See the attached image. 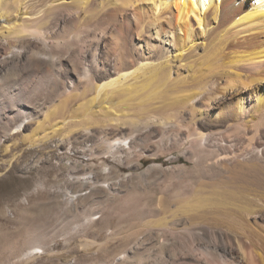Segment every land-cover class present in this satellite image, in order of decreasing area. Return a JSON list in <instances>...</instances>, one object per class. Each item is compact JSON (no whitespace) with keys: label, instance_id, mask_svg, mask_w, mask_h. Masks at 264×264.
<instances>
[{"label":"bare ground","instance_id":"obj_1","mask_svg":"<svg viewBox=\"0 0 264 264\" xmlns=\"http://www.w3.org/2000/svg\"><path fill=\"white\" fill-rule=\"evenodd\" d=\"M89 31L99 37L91 38L92 60L81 72L80 43ZM106 35L117 52L109 63L95 59ZM26 36L46 46L49 40L57 53L78 47L71 71L81 78L66 86L57 75L48 84L47 98L64 95L48 114L55 127L39 142L64 138L67 124L86 132L128 128L133 135L158 125L165 133L184 130L185 141L197 150L192 192L165 187L160 195L149 190L140 199L131 193L127 203L134 221L126 235L113 230L104 239L117 242L113 262L129 261L127 253H136L150 234L177 242L170 260L162 254L164 263L264 264V0H0L2 44L17 52ZM109 76L101 85L92 81ZM76 101L82 102L73 109ZM223 101L225 110L215 113ZM29 114L15 111L17 128L32 121ZM35 248L25 255L38 254Z\"/></svg>","mask_w":264,"mask_h":264},{"label":"rangeland","instance_id":"obj_2","mask_svg":"<svg viewBox=\"0 0 264 264\" xmlns=\"http://www.w3.org/2000/svg\"><path fill=\"white\" fill-rule=\"evenodd\" d=\"M64 16V13L58 14L59 19ZM50 32H46L48 37L53 35ZM84 34L80 44L85 56L78 54L81 72L82 65L90 66L92 39L99 37L92 31ZM106 36L95 59L109 63L117 52L110 46L112 37ZM65 39L75 41L69 35ZM126 42L128 44V40ZM41 43L36 37L26 36L17 46V52L10 53L0 41V264H170L163 260L164 257L170 260L172 249L177 245L171 237L165 241L147 234L136 253H127L130 260L126 263L111 260L117 242L105 243L104 239L113 230L121 231L124 237L133 223L127 203L129 196L140 199L139 195L149 190L160 195L165 187L167 191L192 192L195 180L191 165L197 158L195 146L191 140L185 141L184 130L165 133L158 125L133 135L128 128H93L86 132L83 126L79 130L67 124L63 127L66 138L39 142L44 132H51V127H55L51 124L56 121L48 114L64 95L60 92L59 96L47 98L48 84L57 75L66 86L73 80L77 83L76 77H80L71 71L77 46L70 52L57 53L49 40L47 46ZM46 56L56 60L49 62L43 58ZM108 56L111 58L107 59ZM93 79L101 85L111 78ZM81 81L86 85V80ZM12 90L19 94L12 98L5 94ZM93 94H88L86 99L95 96ZM81 102H73L72 108H77ZM217 106L215 113L225 110V101ZM18 108L30 113L24 118H32L20 129L17 128L20 122L14 118ZM66 120L69 123L72 119L67 117ZM219 132L225 135L224 128H219ZM116 139L124 141L110 147ZM158 179L163 185L160 180L156 182ZM151 182L154 185H149ZM115 210L120 218L109 217ZM106 221L111 222L110 228L104 227ZM33 248L38 249V254L26 256Z\"/></svg>","mask_w":264,"mask_h":264}]
</instances>
